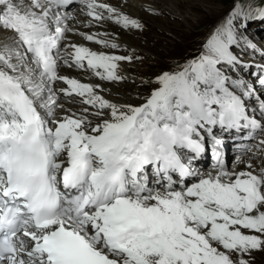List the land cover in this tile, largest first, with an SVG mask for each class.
I'll list each match as a JSON object with an SVG mask.
<instances>
[{
  "label": "snow or ice",
  "instance_id": "obj_1",
  "mask_svg": "<svg viewBox=\"0 0 264 264\" xmlns=\"http://www.w3.org/2000/svg\"><path fill=\"white\" fill-rule=\"evenodd\" d=\"M76 2L0 0V264H248L245 255L264 249V167L229 170L213 129L259 131L264 152V120L255 118L264 117V65L252 82L242 72L253 65L240 58H264L249 38L250 25L264 23V0H235L201 53L160 74L138 106L61 75L63 64L120 82L121 62L132 61L64 43L72 32L119 47L69 26ZM78 2L91 21L143 30L103 0ZM61 95L87 107L64 109ZM201 130L214 173L184 159L182 150H207Z\"/></svg>",
  "mask_w": 264,
  "mask_h": 264
},
{
  "label": "rangeland",
  "instance_id": "obj_2",
  "mask_svg": "<svg viewBox=\"0 0 264 264\" xmlns=\"http://www.w3.org/2000/svg\"><path fill=\"white\" fill-rule=\"evenodd\" d=\"M231 1L233 0H163L164 3L171 2L175 4L178 8L180 16L173 15L171 17L165 14L164 11L155 10L156 12L159 13L158 15H155L153 14L152 11L148 9H144V13L146 12L147 15L155 19L157 23L160 22L161 25L158 28L150 24L149 26L147 22H144L142 19V22L146 24V28L141 30V32L138 31L133 32V34L134 33L136 34V35L134 34V36L136 37L135 39L137 40V44L135 45V47L131 46L133 48L131 49L132 52L129 51L130 52L129 55L132 58H136V59H133L130 63L122 61L121 66H123L124 68L128 67L131 71L134 70L133 72L138 74V76H136L138 78H142V76L145 77L147 75H150L153 78H157L160 74L166 72L167 68L171 69L170 72L178 71L179 65H182L188 60L197 57L201 53L196 50V44L199 42V38L201 39L205 36L206 31L213 23L212 21L213 19L217 17H223L226 14L228 8L230 7L229 5L231 4L229 2ZM241 1L248 2V0H241ZM253 3L261 4V0H254ZM71 7L69 8V10L72 13H74L76 11L75 10L76 5L73 6L72 8ZM249 33H250L249 38L252 39L253 37H255L254 42L257 43L258 47H262L263 45H261L260 42L264 41V23H260V22L252 23L250 25ZM112 35L115 36V34ZM137 46L141 48L140 50L142 52L139 53L137 52L138 50H134ZM155 47H158L157 48L158 51L157 50L154 51ZM124 48L126 47L120 45L119 42V47L111 52L115 55H123V54L126 55L128 49L124 50ZM200 50H202V48H200ZM151 52H154V54H152ZM252 54L254 56L259 55L258 53H253V52ZM185 57L187 58L184 61H182ZM246 58H248V60L250 61L245 63L253 65V68L251 70L255 69V66L258 64L252 62L249 56L247 57L245 56L244 61ZM174 61H176V63H172ZM178 62L181 63L177 64ZM251 70L248 72H244L242 75L246 79L255 82V78H251L250 76ZM233 76L235 75L233 74ZM135 84H136L135 82L133 83L119 82L118 84L109 87V89L115 91V93H117L116 90L118 91L122 90L120 92H122L123 94L117 93L118 94L117 97L118 100L116 99L117 104H121V103L124 104V101L125 104L128 103L130 104L136 101L139 102L138 99L142 95H146L147 97L150 95V92L154 88H156V87H152L150 89L136 88ZM261 95L264 94L261 93ZM120 99H124V100L120 101ZM140 103L142 104L144 103V101ZM257 114L260 115L258 111ZM243 153H245L244 158H242L243 160L251 161L250 160L251 157L253 158L258 157L257 155L256 157H254L253 155L246 152ZM237 157H234L235 160L232 164V168L234 166L239 167V164L237 163L236 160ZM248 255L250 257H246V260H248L249 264H264V249L254 250Z\"/></svg>",
  "mask_w": 264,
  "mask_h": 264
},
{
  "label": "bare ground",
  "instance_id": "obj_3",
  "mask_svg": "<svg viewBox=\"0 0 264 264\" xmlns=\"http://www.w3.org/2000/svg\"><path fill=\"white\" fill-rule=\"evenodd\" d=\"M78 1V0H77ZM121 3H124L122 6H120V4L115 3L117 5V7L123 12H127L130 13V15L133 16H139L143 19L144 22H147V24L152 25L154 27H160L161 23L158 22L153 19L151 16L147 15V13H144V9H148V10H159V11H164L165 14L169 15L170 17L173 15H179L180 13L178 11V8L175 4L169 2V3H164L163 0H120ZM71 6H69L70 8ZM76 11L74 13H72L69 9H67V11H70L72 13V15L75 17L74 20H69L68 24L70 27L74 28L76 31H84V32H89L91 29H89L87 27V29L84 27V25H81V21H80V17H82V12H81V6L78 5L77 9H75ZM147 10V11H148ZM166 11V12H165ZM153 15V14H152ZM183 17V16H182ZM85 23V22H84ZM81 25V26H80ZM149 25V26H150ZM80 26V27H79ZM94 31V30H93ZM69 33H71V35H69ZM67 33V38H72L74 40H81V37L79 36V34H73L72 32ZM77 33V32H76ZM112 33H114L112 31ZM118 35L120 37V41L123 43H127L130 46L135 47V45L137 44V40L135 39L136 37L134 36L133 32L130 31H124V30H119L118 31ZM136 35V34H135ZM109 40V39H108ZM264 46V45H263ZM158 47H155L154 51L157 50ZM141 48L139 46H137L134 50H140ZM113 51V50H112ZM158 51V50H157ZM119 53V52H118ZM152 54H154V52H151ZM156 53V52H155ZM115 55V54H114ZM250 60H248V58L245 59L244 62H248ZM253 62V61H252ZM125 65V64H124ZM264 65V64H263ZM59 70H63L64 72H66L65 67L61 65ZM134 71V70H133ZM67 73V72H66ZM138 75V74H137ZM141 76V75H140ZM102 86V85H101ZM131 86V85H130ZM57 87H61V85L58 83ZM109 85L106 86H102V89H98L99 94L102 95L104 98H107V96L110 97H115V96H111L113 93H115L114 91H112L111 89H109ZM140 90V89H139ZM138 90V91H139ZM122 90H116L117 93H122L120 92ZM133 93V92H132ZM123 94V93H122ZM134 94V93H133ZM126 95V94H125ZM60 99V103L64 104V105H69L67 100L65 98H63V96L61 95ZM126 99V98H125ZM132 99V97H131ZM118 100V99H117ZM124 99H120V101H123ZM122 104V103H121ZM125 104V101H124ZM129 104V103H128ZM64 109H70L71 111H75V112H80L81 109L76 105H69L68 106H64ZM92 111V110H91ZM58 112L61 113H65V110H61L58 109ZM258 116V114H257ZM229 146H231V144H228ZM186 155L191 156L189 153H185ZM257 155V154H256ZM193 158V156H191ZM237 160V158H236ZM248 162H251L253 167H254V161H247V160H243L242 158H240V162L239 167L234 166L233 168H235L236 171H241V170H248L246 169V167H244L245 164H247ZM192 164H195L197 168H201V163L197 160H195L193 158L192 160ZM232 168V169H233ZM255 168V167H254ZM231 169V170H232Z\"/></svg>",
  "mask_w": 264,
  "mask_h": 264
}]
</instances>
